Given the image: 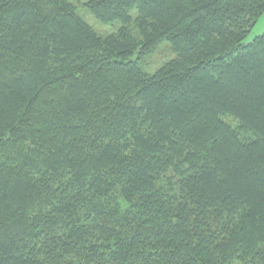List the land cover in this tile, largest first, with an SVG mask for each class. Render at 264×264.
<instances>
[{
	"label": "trees",
	"instance_id": "1",
	"mask_svg": "<svg viewBox=\"0 0 264 264\" xmlns=\"http://www.w3.org/2000/svg\"><path fill=\"white\" fill-rule=\"evenodd\" d=\"M262 13L0 0V264H264Z\"/></svg>",
	"mask_w": 264,
	"mask_h": 264
},
{
	"label": "rangeland",
	"instance_id": "2",
	"mask_svg": "<svg viewBox=\"0 0 264 264\" xmlns=\"http://www.w3.org/2000/svg\"><path fill=\"white\" fill-rule=\"evenodd\" d=\"M78 12L88 24H90L96 31L105 30V33L114 31L119 22L115 24L105 25L98 21L85 7H79ZM106 28V29H105ZM99 29V30H98ZM264 32V13H262L256 20L248 32L244 42L251 41L255 36ZM171 55L168 57V55ZM173 52L170 48L169 42L164 41L160 43L153 52L148 53L140 59V66L147 72H153L161 63L173 56ZM135 58V56H133Z\"/></svg>",
	"mask_w": 264,
	"mask_h": 264
}]
</instances>
